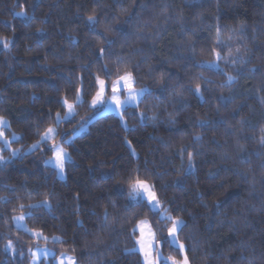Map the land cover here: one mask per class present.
<instances>
[{
	"label": "trees",
	"instance_id": "obj_1",
	"mask_svg": "<svg viewBox=\"0 0 264 264\" xmlns=\"http://www.w3.org/2000/svg\"><path fill=\"white\" fill-rule=\"evenodd\" d=\"M128 74L138 107L92 108L99 80L111 96ZM0 117V264L37 248L49 264H145L142 221L182 260L176 220L189 264H264V0H0ZM137 179L161 211L133 200Z\"/></svg>",
	"mask_w": 264,
	"mask_h": 264
},
{
	"label": "rangeland",
	"instance_id": "obj_2",
	"mask_svg": "<svg viewBox=\"0 0 264 264\" xmlns=\"http://www.w3.org/2000/svg\"><path fill=\"white\" fill-rule=\"evenodd\" d=\"M130 76H131V79H130L128 84H126L125 81H123L121 79L118 80L119 84H116V89L117 90L115 92H113V86H112V94H111V96H108V85L104 81L103 96L99 100H97V102L95 104L94 103L92 104V108H94V109H97V108L102 109L103 113L105 115L106 114H114V115H117V116L121 117L123 112L126 109L138 107L139 103L141 102V100L144 97V94H145V92L147 90L146 89H137L135 87V80H134L133 76L132 75H130ZM129 84H130V87H129ZM98 86H99V91L98 92H100V90H101L100 89V83L98 84ZM130 92L136 93L135 99H130L129 98V93ZM113 96H115L120 101L119 104H117L115 101H113ZM96 97H97V95H96ZM81 100H82V94L79 95L78 102H80ZM68 105L69 104H66L68 112H67V114H66V116L64 118L63 117L59 118L60 121L69 120L73 116L76 115L75 105L74 104H70V105H72L71 111H69ZM0 119H2V118L0 117ZM2 120L5 121L4 119H2ZM5 122L6 123L4 124V126L2 128H0V132L3 133V136H0V142H2L4 145H6V147L8 149L11 150L10 142L5 138V133H4L6 127H8L9 124L7 123V121H5ZM52 129H53V132L48 135L47 139H44V137H43V141L44 142H51L54 145V157H53V159H51L48 162V165L53 167L57 171L59 178H61L62 180H65L67 178L66 172H65V164H66L67 161H69L70 157H69L68 152L59 143L60 141L58 139V135H59L58 129L57 128H52ZM86 131H87V127H84L82 129H80L79 131H76L75 132V137L82 135ZM55 146H59L60 148H63L64 153H65L64 164H63V170L62 171L58 167H56V165H55ZM35 149L36 148H34L33 151ZM19 153L20 152H14L13 155L17 156V155H19ZM150 190L155 194V192H154V190L152 189L151 186H150ZM139 199L140 200H145L155 211L159 212L162 209V206L159 203V200H158L156 194H155V200H150L148 198L147 194H143V195L136 196L135 198H133V200H139ZM19 218L20 217L15 219V226L18 227L21 230L28 231V227H27V225L25 223V217L22 220L19 219ZM179 221H182V220H179ZM183 224H184V222L182 221V223L176 228L175 232L170 234V238H171L172 244H173L174 247H176L178 249V252L181 255L182 259H183L184 256H186L185 255V248H184V246H183V249L180 248V245H182V244L178 240V234H179V231L181 230ZM141 226H143V233H144L143 237L141 236ZM172 227H173V225H172ZM136 230H137V232L140 235V237H139V239L137 241L138 242L137 249L141 253L145 264H146L145 255H144V252L141 250V244L139 243V241L141 239L144 240L145 247L147 245H149V244L151 245V248H150L151 258L154 260L155 264H157L156 263V252H157V247H158L159 243L157 242L156 234L154 233L150 223L148 221H142V222L139 223V225L137 226ZM53 255H54L53 252L49 248H37L32 253V262H31V264H43L44 261L46 262V264H49V260L53 257ZM68 258H71V261L74 262V264H76V261L72 257L67 256V255H64L61 258H59L56 261V264H61V260H63V264H69V259ZM188 264H189V262H188Z\"/></svg>",
	"mask_w": 264,
	"mask_h": 264
},
{
	"label": "snow or ice",
	"instance_id": "obj_3",
	"mask_svg": "<svg viewBox=\"0 0 264 264\" xmlns=\"http://www.w3.org/2000/svg\"><path fill=\"white\" fill-rule=\"evenodd\" d=\"M92 17H89V20H92ZM217 56L219 57V53H217ZM121 80L125 81L126 84L129 83L131 76L130 74L121 77ZM231 79V77H230ZM100 92L97 93V97L94 99L93 103L95 104L97 102V100H99L102 96H103V91H104V81L100 80ZM116 84H119V81H117L114 85H113V92H115L116 89ZM130 87V84H129ZM197 92H199V86H197ZM136 93L130 92L129 93V98L130 99H135ZM113 101H115L117 104L120 103V101L113 96ZM67 103V102H66ZM69 111H71L72 109V105H68ZM6 122L3 121L2 119H0V128H2L4 126ZM53 132L52 128H49L47 130V132L45 133L44 139L48 138V135L51 134ZM0 136H3V133L0 132ZM64 157H65V153L63 148H60L59 146H55V165L56 167H58L61 171L63 170V164H64ZM0 159H3L2 157H0ZM189 159H191V155H189ZM131 191L133 194V198H135L136 196H140L143 194H147L148 198L150 200H155V194L150 190V185H148L146 182L141 181L139 179H137L132 185H131ZM23 207V206H22ZM24 217H20L19 219H23ZM182 223V221L176 220L173 222V227L172 229H170V234L174 233L176 228ZM144 233H143V226H141V236L143 237ZM139 243L141 244V250L144 252L145 255V261L146 264H155L154 260L151 258V245H147L145 247L144 244V240L141 239L139 241ZM10 246V245H9ZM180 248L183 249V245H180ZM69 259V264H74V262L71 261V258ZM173 261V264H188V259L187 256H184L182 260H176L175 258H170ZM61 264H63V260H61Z\"/></svg>",
	"mask_w": 264,
	"mask_h": 264
},
{
	"label": "water",
	"instance_id": "obj_4",
	"mask_svg": "<svg viewBox=\"0 0 264 264\" xmlns=\"http://www.w3.org/2000/svg\"><path fill=\"white\" fill-rule=\"evenodd\" d=\"M156 263L157 264H173L172 259H169L164 254V245L163 243H159L157 247L156 253Z\"/></svg>",
	"mask_w": 264,
	"mask_h": 264
}]
</instances>
